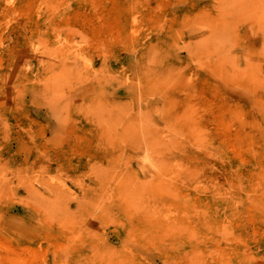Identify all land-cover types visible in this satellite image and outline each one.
Instances as JSON below:
<instances>
[{
	"label": "rangeland",
	"instance_id": "rangeland-1",
	"mask_svg": "<svg viewBox=\"0 0 264 264\" xmlns=\"http://www.w3.org/2000/svg\"><path fill=\"white\" fill-rule=\"evenodd\" d=\"M0 264H264V0H0Z\"/></svg>",
	"mask_w": 264,
	"mask_h": 264
}]
</instances>
